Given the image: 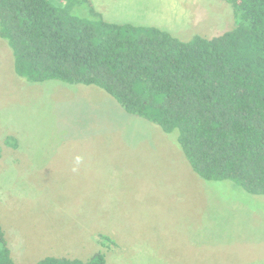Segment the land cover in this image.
Wrapping results in <instances>:
<instances>
[{"label": "rangeland", "instance_id": "rangeland-1", "mask_svg": "<svg viewBox=\"0 0 264 264\" xmlns=\"http://www.w3.org/2000/svg\"><path fill=\"white\" fill-rule=\"evenodd\" d=\"M93 2L185 40L236 21L230 0ZM177 136L98 86L19 76L0 36V222L15 264L99 251L107 264H264V196L204 180Z\"/></svg>", "mask_w": 264, "mask_h": 264}, {"label": "trees", "instance_id": "trees-1", "mask_svg": "<svg viewBox=\"0 0 264 264\" xmlns=\"http://www.w3.org/2000/svg\"><path fill=\"white\" fill-rule=\"evenodd\" d=\"M230 2L233 29L185 40L157 26L108 21L93 0H0V36L19 76L98 86L126 112L178 132L204 180L264 196V0ZM0 264H15L1 222ZM36 264H107V255Z\"/></svg>", "mask_w": 264, "mask_h": 264}, {"label": "crops", "instance_id": "crops-1", "mask_svg": "<svg viewBox=\"0 0 264 264\" xmlns=\"http://www.w3.org/2000/svg\"><path fill=\"white\" fill-rule=\"evenodd\" d=\"M107 212H108V210H107ZM110 212V211H109ZM108 212V213H109ZM81 253H83V252H81ZM76 254V253H75ZM78 254V253H77ZM65 254H63V253H57V254H55V256H57V257H67V256H64ZM68 258H72V257H68Z\"/></svg>", "mask_w": 264, "mask_h": 264}]
</instances>
